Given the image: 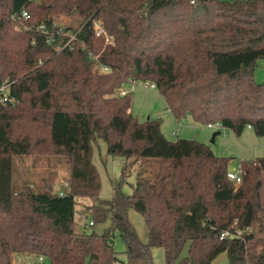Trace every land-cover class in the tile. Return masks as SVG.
Masks as SVG:
<instances>
[{
    "label": "trees",
    "instance_id": "trees-1",
    "mask_svg": "<svg viewBox=\"0 0 264 264\" xmlns=\"http://www.w3.org/2000/svg\"><path fill=\"white\" fill-rule=\"evenodd\" d=\"M61 16L77 22L61 26ZM97 20L112 42L96 35ZM68 32L77 39L61 48ZM261 58L264 0H0V83H10L15 99L0 102V264H14L15 255L36 264L41 256L45 264H115L117 236L128 264H156L153 247L164 248L167 264H212L223 252L230 264H264V157L241 161L236 184L232 158L198 140L168 139L161 119L133 114V91L120 93L150 81L178 121L190 115L264 136V82L254 76ZM97 138L125 158L121 183L145 164L133 193L120 183L110 200L100 197ZM35 154L68 159L63 194L15 186L14 157ZM77 197L92 199L94 225L109 226L78 231ZM130 208L145 217L149 243ZM248 227L243 238L221 239Z\"/></svg>",
    "mask_w": 264,
    "mask_h": 264
},
{
    "label": "rangeland",
    "instance_id": "rangeland-1",
    "mask_svg": "<svg viewBox=\"0 0 264 264\" xmlns=\"http://www.w3.org/2000/svg\"><path fill=\"white\" fill-rule=\"evenodd\" d=\"M58 24L66 26L77 21L71 16H61ZM20 30L19 27L16 28ZM254 76L258 82H264V58L258 60ZM150 81H138L134 84H128V91H133V114L140 122L148 119H161L162 132L172 141L180 138L194 139L210 146L217 156L230 157L231 166H237L244 160H253L264 157V136H258L254 129L248 127L241 135L235 134L231 129H219L221 134L217 135L212 142L213 133L217 130L209 126L197 123L192 116H187L182 121H178L171 112L166 100L157 88L150 85ZM178 132V133H177ZM93 162L96 165L101 178L100 197L110 200L114 194V187L122 181L123 166L125 158L112 155L108 152V145L102 138L93 141ZM129 162V161H128ZM141 162L129 168L130 175L125 182L121 183L120 190L125 194L133 193V184L136 183L137 174L141 170ZM147 166V165H146ZM158 164H152L149 170H156ZM71 164L66 157L54 155H17L13 159L14 181L17 188L26 186L32 187L35 191H43L51 188L54 192H62L70 185ZM75 207V220L77 230L80 232L90 233L93 230L102 232L110 221L107 223H97L94 226L86 227L92 220L89 206L93 201L89 197H77ZM129 219L136 229L140 239L144 243H149V227L145 217L130 208ZM264 236V233H259ZM114 245L118 251V260L115 264H128L126 256V243L117 236ZM264 249V242L260 246ZM188 248L183 251V256L187 254ZM152 255L156 264H167L166 253L162 247H153ZM14 264H36L32 258L15 255ZM212 264H230L229 256L226 252L219 254Z\"/></svg>",
    "mask_w": 264,
    "mask_h": 264
},
{
    "label": "built area",
    "instance_id": "built-area-1",
    "mask_svg": "<svg viewBox=\"0 0 264 264\" xmlns=\"http://www.w3.org/2000/svg\"><path fill=\"white\" fill-rule=\"evenodd\" d=\"M28 12L26 10L22 11L21 17H28ZM14 18V17H13ZM39 29L42 31H46L45 30V26L44 25H40ZM95 31H96V35L97 36H106V41L107 42H112L113 38L111 36H109L104 28V26L102 25V22L97 20L95 22ZM58 33L62 32V30H58ZM69 38L67 40V42H65L61 48H64L66 46H70L74 40L77 39V33H73V32H68L66 34ZM102 71L104 72H108L110 71L109 68L107 66H102L101 68ZM151 87L156 88V85L154 83H150ZM127 89L124 88L120 91V93L122 95L127 93ZM15 99L11 96V89H10V83L8 82H4V83H0V102L2 103H7V102H13ZM209 127L211 128H216V129H220V125L216 124H210ZM178 133V132H177ZM228 177L230 180L234 181L236 184H240L242 182L243 179V172H242V166L240 163H238V165L235 167L233 166V169L228 171ZM61 194H63V191L61 192ZM89 226H94V221H90L89 224H86V227ZM245 232H252V228L248 227L246 230L243 229H235V230H225L222 232L221 234V239H226V238H243V235ZM37 264H45L44 262V258L41 256L39 257V261Z\"/></svg>",
    "mask_w": 264,
    "mask_h": 264
},
{
    "label": "water",
    "instance_id": "water-1",
    "mask_svg": "<svg viewBox=\"0 0 264 264\" xmlns=\"http://www.w3.org/2000/svg\"><path fill=\"white\" fill-rule=\"evenodd\" d=\"M219 134H221V130H217V131H215V132L213 133V136H212V142L215 141L216 136L219 135ZM229 169L232 170V169H233V166H231Z\"/></svg>",
    "mask_w": 264,
    "mask_h": 264
},
{
    "label": "crops",
    "instance_id": "crops-1",
    "mask_svg": "<svg viewBox=\"0 0 264 264\" xmlns=\"http://www.w3.org/2000/svg\"><path fill=\"white\" fill-rule=\"evenodd\" d=\"M126 89H127V88H126ZM127 90H128V89H127ZM179 122H180V121H179ZM217 130H219V129H217ZM217 130H216V131H217ZM65 185H66V186H68V183H67V184H65Z\"/></svg>",
    "mask_w": 264,
    "mask_h": 264
}]
</instances>
